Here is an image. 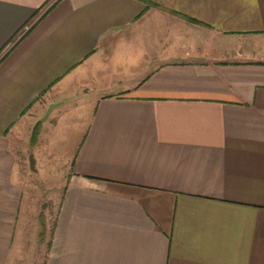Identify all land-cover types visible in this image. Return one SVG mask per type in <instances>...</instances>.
Segmentation results:
<instances>
[{
	"label": "crops",
	"instance_id": "crops-1",
	"mask_svg": "<svg viewBox=\"0 0 264 264\" xmlns=\"http://www.w3.org/2000/svg\"><path fill=\"white\" fill-rule=\"evenodd\" d=\"M133 35L163 52L107 76L104 45ZM68 94L39 262L13 146ZM0 264H264V0H0Z\"/></svg>",
	"mask_w": 264,
	"mask_h": 264
},
{
	"label": "rangeland",
	"instance_id": "rangeland-1",
	"mask_svg": "<svg viewBox=\"0 0 264 264\" xmlns=\"http://www.w3.org/2000/svg\"><path fill=\"white\" fill-rule=\"evenodd\" d=\"M141 35H133L131 37H127V39H122V41L118 40L114 43H110L108 45H104L103 50L105 56L101 58V62L103 63L104 59L107 64L111 65V67L107 70L109 71L106 75L118 73V75H125L127 72V65L134 64L136 65V53H142L145 55L147 51L148 57H158L160 53H162L161 45H158L157 39H149L147 38L144 41H148L146 48L142 43ZM210 43L206 45L205 52L207 55H210L211 47ZM167 49H170L167 47ZM127 60H131L128 61ZM135 60V61H134ZM117 61V63H116ZM134 61V62H132ZM124 62V63H123ZM121 67L118 72H115L114 67L115 65ZM114 65V66H113ZM113 76H109V79ZM107 79L106 82L99 83L95 81V89L93 91H87L85 95L77 94L72 95L75 101L78 100L79 103L77 104H85L91 100L96 99L100 95V92L103 90L108 89L109 83L111 81ZM119 79V78H118ZM106 86V88L104 87ZM70 94L65 95L68 96L67 98L64 97V102L57 104V108L59 112L54 111V113L47 112L44 117H50L49 121L43 122V132L41 134L40 140L36 143V147L29 148V145L26 144V141L18 142L13 146V151L16 156L15 162V175L18 177L19 182L21 183V187L23 190V195L27 196V204L30 208L29 213L38 214L39 220H41V224L39 223V231L42 233L39 235L40 243L37 246V257L38 261H42L45 253L46 243L48 241L49 232L52 226L53 219L55 217L57 204L59 200V195L61 192V185L65 179V172L69 168V163L71 160L70 154H64L61 147H64V143H60L61 147H56L55 142H52L49 139V135L55 129L51 125V117L55 119H60L61 114L68 113L69 115L71 112L74 111L73 107V100L69 97ZM83 108L81 117H88L89 112V104H85ZM58 116V117H57ZM64 128V125H62ZM59 127V125H58ZM55 133V132H54ZM59 145V143H58ZM68 147V144L66 143ZM27 148V151H26ZM29 148V149H28ZM66 149V148H65ZM33 153L35 156V176L39 179H35V176L31 173L30 168L31 163L28 155ZM30 167V168H29ZM42 226V227H41ZM39 261V262H40Z\"/></svg>",
	"mask_w": 264,
	"mask_h": 264
},
{
	"label": "trees",
	"instance_id": "trees-1",
	"mask_svg": "<svg viewBox=\"0 0 264 264\" xmlns=\"http://www.w3.org/2000/svg\"><path fill=\"white\" fill-rule=\"evenodd\" d=\"M148 2H149L150 5L156 6L157 8H159V9H161V10H163V11H166V12H169V13H172V14H177V13H175V12L172 11V10H167V9H165L164 7L159 6V5L155 4V3H153L152 1H148ZM180 16H181L182 18L186 19L187 21H191V22H193V19L188 18V17H186L185 15H180ZM38 129H39V125H38V123H35V124L32 126V128H31V132H30V138H29V144H30V145H33V144H34V141H35L36 136H37ZM40 221H41V220H40Z\"/></svg>",
	"mask_w": 264,
	"mask_h": 264
}]
</instances>
